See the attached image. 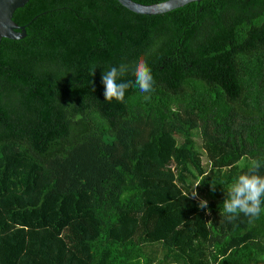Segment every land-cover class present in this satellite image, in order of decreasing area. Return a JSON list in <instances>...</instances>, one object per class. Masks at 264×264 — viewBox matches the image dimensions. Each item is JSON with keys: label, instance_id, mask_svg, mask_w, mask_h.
Returning <instances> with one entry per match:
<instances>
[{"label": "trees", "instance_id": "16d2710c", "mask_svg": "<svg viewBox=\"0 0 264 264\" xmlns=\"http://www.w3.org/2000/svg\"><path fill=\"white\" fill-rule=\"evenodd\" d=\"M13 20L27 36L0 45V264H264V211L223 213L250 158L264 175V0L158 16L30 0ZM139 60L154 91L108 102L104 71L134 82Z\"/></svg>", "mask_w": 264, "mask_h": 264}, {"label": "clouds", "instance_id": "9594fccd", "mask_svg": "<svg viewBox=\"0 0 264 264\" xmlns=\"http://www.w3.org/2000/svg\"><path fill=\"white\" fill-rule=\"evenodd\" d=\"M169 6L168 3L160 5L162 8ZM127 71L128 68L124 64L112 66L104 71L102 83L105 88L104 96L108 102L113 99L123 102L126 90L132 86L138 87L139 91L145 94L154 91L155 81L152 71L144 60H139L135 65L134 82L122 80ZM92 74L95 75V70ZM144 99L150 100L151 95H145ZM241 166L243 167V165ZM261 167L262 164L259 160L250 158L248 171L240 174L228 186L226 199L223 202V213L227 214L229 219H235L241 213L251 218H257L261 211H264L262 208L264 205V175L259 174ZM191 194L193 197L197 195L196 191ZM207 206V200H200V208L204 209Z\"/></svg>", "mask_w": 264, "mask_h": 264}, {"label": "water", "instance_id": "95a60500", "mask_svg": "<svg viewBox=\"0 0 264 264\" xmlns=\"http://www.w3.org/2000/svg\"><path fill=\"white\" fill-rule=\"evenodd\" d=\"M30 0H0V45L3 39L22 40L26 34V27L14 22V13L28 4ZM127 10L146 16H158L170 13L191 3H199L205 0H168L154 5H143L133 0H117ZM168 3V8L160 5Z\"/></svg>", "mask_w": 264, "mask_h": 264}, {"label": "rangeland", "instance_id": "374dc122", "mask_svg": "<svg viewBox=\"0 0 264 264\" xmlns=\"http://www.w3.org/2000/svg\"><path fill=\"white\" fill-rule=\"evenodd\" d=\"M197 143L199 144V145H201V141L198 139L197 140ZM203 163H204V166L207 168V169H209V164H208V160H207V158L204 156L203 157ZM244 164V161H242L241 163H240V165H243ZM197 196V195H196ZM195 196V197H196Z\"/></svg>", "mask_w": 264, "mask_h": 264}]
</instances>
